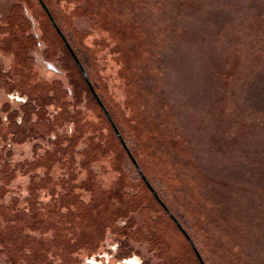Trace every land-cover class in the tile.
<instances>
[{"label":"rangeland","instance_id":"obj_1","mask_svg":"<svg viewBox=\"0 0 264 264\" xmlns=\"http://www.w3.org/2000/svg\"><path fill=\"white\" fill-rule=\"evenodd\" d=\"M45 1L205 264H264V0ZM23 9L61 71L29 50L23 79L48 92L15 96L0 59V264H201L38 1Z\"/></svg>","mask_w":264,"mask_h":264},{"label":"flooded vegetation","instance_id":"obj_2","mask_svg":"<svg viewBox=\"0 0 264 264\" xmlns=\"http://www.w3.org/2000/svg\"><path fill=\"white\" fill-rule=\"evenodd\" d=\"M37 1H38L39 6L41 7V10H42L41 13L44 12L46 14L47 18L49 19V17L47 15L45 9L43 8L40 0H37ZM24 2L27 3V1H24ZM44 2L46 3V5L49 8L48 3L45 0H44ZM49 10H50V8H49ZM27 15L28 14H27L26 10L23 9V0H0V59L5 60V59H7V56H8V58L9 57L10 58H14V60H15L14 67H13V63H11V65L9 66L10 70H8V71L11 73V75H14L15 78L18 75H21L20 79H16V80L15 79L14 80L7 79V81L9 83H6V85H5V86L8 87V89H7L8 94L15 95V96H16V94L25 95V93H28L27 91H29V88L31 86H33L32 88H35L37 86V89H40V91L43 90L44 92L48 90V87H47L48 85L45 84V83H42V84L38 85L37 83H33L35 80L34 81L31 80V79L28 80L27 78H25V80H24L23 79L24 77L21 74V71H25L26 72V73L24 72V75L30 73V75H32L34 78H37V76L39 75L37 73V69H36L37 66L40 69H42V70H49V71H52L54 73L55 72L56 73H60V71H61L60 67L57 64H55V62H51L50 60H47V61L44 60V54H46L45 53L46 52V47L37 41V38H38L39 35L37 33H34V31H33L34 28L37 27V23H33L32 19L30 17H29V19H30L31 23H28V21H27V17L28 16ZM14 17L16 19L17 18H21L20 20L24 21V23H22V26H21V23H16L14 21ZM36 17L38 19V16H36ZM41 20H42V17H41ZM37 21H39V19ZM49 21H50V19H49ZM50 24L53 27L56 39L62 45L64 50L67 52V54L70 57L71 61L76 65V68L78 69L83 81L85 82V84H86V86L88 88L89 94L93 97L96 105H98V107L103 112L102 108L99 106L98 102L96 101V99L94 98L93 94L91 93V90L89 89V87H88V85H87V83H86V81H85V79H84L79 67L77 66L76 62L74 61L71 53L69 52L68 48L66 47L63 39L61 38V36L58 33L57 29L55 28L54 24L52 22ZM57 25L59 26V28L61 29V31L63 32V34L67 38L69 44L71 45V47L73 48V50L75 51V53L77 54L79 59L81 60L79 54L77 53V51L74 48V46L71 44L68 36L66 35L65 31L61 27L60 23L57 22ZM32 28H33V30H32ZM28 29H30V35L28 34V35L24 36V38H21L20 37L21 30H22V33H27ZM33 49H35V51H32L33 56H34L33 58H34V62L37 63L36 64L37 66H35L34 63H32V62L31 63L29 62V64H26L27 66L26 65L23 66V61L22 60L25 59V58L28 59L29 55H28L27 52L29 50H33ZM23 56H24V58H23ZM33 58H31V59L33 60ZM81 62H82V60H81ZM84 67H85V65H84ZM85 69H86V72H87V74H88L93 86L95 87V85L93 83V80L91 79L90 73L88 72L86 67H85ZM13 82H15V83L13 84ZM95 90H96V88H95ZM96 92H97V90H96ZM97 94H98V92H97ZM99 97H100V95H99ZM101 100H102L103 104L105 105V107L107 108V106H106V104H105V102L103 101L102 98H101ZM10 106H12V105L10 104ZM6 110H7V108L5 106V109H4L5 113H7ZM107 110H108V108H107ZM104 115H105V117L107 119V116H106L105 113H104ZM6 117L10 118L8 120L5 119L7 122L9 121L8 122L9 124L7 123L8 125L6 126L8 129L9 128H11V129L12 128L13 129L18 128V125H17L18 122L13 123V121L11 120V118H12L11 114H7ZM4 123H6V122H4ZM9 125H10V127H9ZM117 128H118V126H117ZM120 133H121V131H120ZM5 134H6V132H5ZM5 136H3V137H5ZM4 151L5 150H0V155H5L6 152H4ZM146 186H147V184H146ZM153 197H155V196H153Z\"/></svg>","mask_w":264,"mask_h":264},{"label":"water","instance_id":"obj_3","mask_svg":"<svg viewBox=\"0 0 264 264\" xmlns=\"http://www.w3.org/2000/svg\"><path fill=\"white\" fill-rule=\"evenodd\" d=\"M43 8L45 9L50 21L54 24L55 28L57 29L58 33L60 34L61 38L63 39L66 47L68 48L69 52L71 53L74 61L76 62L77 66L79 67L89 89L91 90V93L93 94L94 98L96 99V101L98 102L99 106L102 108L103 112L106 114V116L108 117V119L110 120L112 127L115 131V133L117 134L118 138L120 139L124 149L126 150L129 158L131 159V161L133 162V164L135 165L136 169L138 170L140 176L142 177V179L144 180V182L147 184L148 188L150 189V191L153 193V195L155 196V198L157 199V201L164 207V209L167 211V213L170 215V217L172 218V220L177 224V226L179 227V229L181 230V232L187 237V239L190 241V243L192 244L194 251L200 261L201 264H205L203 258L201 257V255L199 254V252L196 250L193 241L191 239V237L188 235L187 231L183 228V226L181 225V223L177 220V218L173 215V213L169 210V208L165 205V203L161 200V198L159 197V195L157 194L156 190L152 187V185L150 184L149 180L146 178V176L144 175V173L142 172L141 168L139 167V165L137 164L133 154L131 153V150L129 149V147L127 146V143L125 142L122 134L120 133L119 129L117 128L116 124L114 123V121L112 120L107 108L105 107V105L103 104L101 98L99 97V95L97 94L95 87L93 86L87 72L86 69L83 65V63L81 62V60L79 59V57L77 56V54L75 53V51L73 50V48L71 47V45L69 44L67 38L65 37V35L63 34V32L61 31V29L59 28V26L57 25V21L54 18V16L52 15L51 11L49 10L48 6L46 5V3L44 2V0H40Z\"/></svg>","mask_w":264,"mask_h":264}]
</instances>
